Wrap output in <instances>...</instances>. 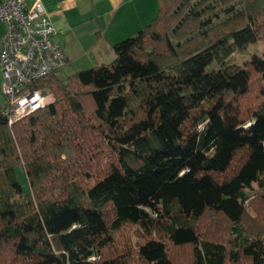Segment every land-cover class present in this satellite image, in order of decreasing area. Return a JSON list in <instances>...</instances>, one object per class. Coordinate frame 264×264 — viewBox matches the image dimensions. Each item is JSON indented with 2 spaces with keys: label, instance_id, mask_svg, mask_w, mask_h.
Masks as SVG:
<instances>
[{
  "label": "trees",
  "instance_id": "obj_1",
  "mask_svg": "<svg viewBox=\"0 0 264 264\" xmlns=\"http://www.w3.org/2000/svg\"><path fill=\"white\" fill-rule=\"evenodd\" d=\"M258 43L264 0H157L111 63L0 109V264H264V57L230 62Z\"/></svg>",
  "mask_w": 264,
  "mask_h": 264
},
{
  "label": "built area",
  "instance_id": "obj_2",
  "mask_svg": "<svg viewBox=\"0 0 264 264\" xmlns=\"http://www.w3.org/2000/svg\"><path fill=\"white\" fill-rule=\"evenodd\" d=\"M1 114L8 126L43 110L51 96L34 85L60 75L68 61L40 0H0Z\"/></svg>",
  "mask_w": 264,
  "mask_h": 264
},
{
  "label": "crops",
  "instance_id": "obj_3",
  "mask_svg": "<svg viewBox=\"0 0 264 264\" xmlns=\"http://www.w3.org/2000/svg\"><path fill=\"white\" fill-rule=\"evenodd\" d=\"M40 1L56 29L52 40L63 48L67 65H88L84 69L106 64L103 58L113 54L112 46L141 30L157 11V0Z\"/></svg>",
  "mask_w": 264,
  "mask_h": 264
},
{
  "label": "rangeland",
  "instance_id": "obj_4",
  "mask_svg": "<svg viewBox=\"0 0 264 264\" xmlns=\"http://www.w3.org/2000/svg\"><path fill=\"white\" fill-rule=\"evenodd\" d=\"M154 16H155V13L153 14V16H151V18H149L150 16H148L147 23ZM136 34H137V32L136 33H133V34H131L129 36H127V38L133 37ZM1 35H2V31H1V27H0V37H1ZM55 39H57V38H55ZM252 55H256V56H258L260 58H263L264 57V44L258 43V44H255V45H250V46L246 47L244 50H241V51L236 52L231 57L230 62L233 63V64H235V65L242 66L245 63V61H247ZM113 59H114V54H112L109 58H106L104 56L103 61H104V63L108 64V63H111L113 61ZM86 67H88V65H86V64H71V65H67L62 70L61 76L62 77H65V76L71 75L74 72H76V71H78L80 69H84ZM1 82H2V76H1V73H0V86H1ZM48 94L51 96V100L53 102V96H52V94L51 93H48ZM2 106H3V98H2V96L0 94V107H2ZM18 180H19L20 184L25 188L27 184H26L25 176H24V174L21 171H18ZM246 191L251 196H254L258 192L262 191V188L260 186H258V184L253 183L251 185V188L250 189H247ZM250 213L254 215L253 212L250 211ZM133 240H134V237H133Z\"/></svg>",
  "mask_w": 264,
  "mask_h": 264
}]
</instances>
